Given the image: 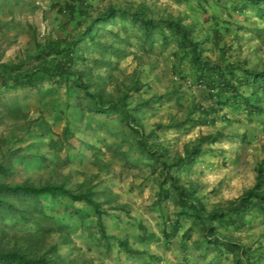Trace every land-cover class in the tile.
I'll return each instance as SVG.
<instances>
[{
	"label": "rangeland",
	"instance_id": "obj_1",
	"mask_svg": "<svg viewBox=\"0 0 264 264\" xmlns=\"http://www.w3.org/2000/svg\"><path fill=\"white\" fill-rule=\"evenodd\" d=\"M67 1L0 0V63L18 62L35 54L37 43L92 25V36L85 35L79 44L75 66L105 101L128 93L130 108L151 99L135 111L140 119L137 125L144 126L146 135L157 129L156 136L144 138L148 143L162 145L171 157L184 154L201 135L219 136L203 145V152L180 175L183 184L196 187L207 211L251 188L264 158V116L251 117L244 105H228L214 124L195 120L179 126L190 117L188 105L193 97L206 105L211 101L193 84L186 63L175 66L177 36L162 44L156 27L154 34L160 39L144 43V29L132 21L127 9L131 13L143 9L144 16L169 35L173 33L166 21H179L201 42L203 56L218 61L220 48L227 45V61H244V67L259 71H264V11L260 14L249 0H89L92 6L86 16L71 17L63 9ZM260 5L264 7V0ZM111 7L120 13L99 20ZM216 29L220 36H214ZM35 63L36 59L26 66ZM246 89L249 95L251 90ZM83 95L79 88L69 92L64 84L49 80L36 89H1L0 162L6 154L11 158L4 180L12 184L64 183L77 193L92 189L94 198L109 211L103 218L109 240L102 237L97 217L85 202L48 197L42 204L44 211L62 218L69 230L54 228L30 240L27 233L38 231L34 219L6 221L8 234L0 232V248L19 247L36 237L33 251L47 253L58 264H245L237 263V252L224 249L220 253L208 247L199 224L183 239L190 218H182L175 233L164 235L171 230L178 209L171 194L158 195L160 165L141 153L132 128L115 115L90 110L87 103L91 105L92 100L80 98ZM173 122L178 125L171 126ZM158 123L161 128H156ZM67 125L68 139L63 136ZM72 205L90 214L84 220L72 217ZM247 219L248 227L219 231L252 251L259 248L262 257L252 256V264H264L263 217L255 212ZM119 241L138 253L127 252Z\"/></svg>",
	"mask_w": 264,
	"mask_h": 264
},
{
	"label": "trees",
	"instance_id": "obj_2",
	"mask_svg": "<svg viewBox=\"0 0 264 264\" xmlns=\"http://www.w3.org/2000/svg\"><path fill=\"white\" fill-rule=\"evenodd\" d=\"M261 0H249L259 9L260 14L264 11V7L260 5ZM89 0H68L63 9L68 11L71 17L76 15L86 16L88 9L91 7ZM60 9V8H59ZM129 15H132L133 22H140L144 29V43H152L158 41L154 29L159 28L161 31V43L167 44L171 36H177V50L174 54L176 58L175 66H183L186 63L190 71H192V82L198 86L199 91L205 94L204 98H209L210 103L206 105L195 97L192 98L188 105L190 117L181 121L179 126H185L187 123H193L195 120L200 123H216L219 119L220 112L224 106H242L249 116H264V71L257 68L244 67L247 62L227 61L225 54L227 45L220 48V58L213 61L210 57L203 56L201 42L192 37L190 29L182 25L179 21L167 20L166 26L171 29L169 35L165 33L163 27L153 19L144 16L143 9L131 13L127 9ZM120 12L114 7L105 13L103 18L109 19L115 17ZM125 16V15H124ZM92 25H88L85 31L65 32V36L56 40H49L36 44V53L29 54L21 58L17 63H0V91L1 89H36L44 81H51L56 84H64L69 92L72 89L79 88L84 92L80 98L92 100L91 105L87 103L90 110L104 113L106 116L115 115L121 123L132 128L138 138L137 143L143 155H148L151 159L157 161L158 180L160 197H174L177 203V218L173 220V226L170 231H165L164 235L176 232L182 218L192 219L191 225L183 234V239L188 238L192 234L194 228L199 224L203 234L202 240H205L208 247H214L216 251L223 252L224 249L237 252L239 254L237 263L244 261L245 264H252L256 257H262L260 249L252 251L233 241L232 238L222 234L219 229L232 227L239 230L250 225L248 215L255 213L261 215L264 220V158L258 163L256 170V182L254 185L245 190L237 198L227 200L224 203L215 205L210 211H207L205 203L201 197L197 195V189L193 184L185 185L181 180V173L194 163L203 152V145L207 142H213L218 135H201L197 138L192 147H186L184 154L172 155L169 151L162 149V145L148 143L144 138L148 136H156V130H151L146 135L144 126L137 125L139 117L135 114L138 106L142 104H150V100L142 101L143 103H135L129 108V94L123 93L116 101H105L100 91L91 90L92 84L84 81L83 72L75 66L78 58L79 44L85 35L92 36ZM220 29L214 31V36H220ZM219 44V41H217ZM37 60V63L26 66V63ZM178 62V63H177ZM189 83V87H192ZM137 89V87H134ZM247 88V89H246ZM246 90H251L246 95ZM203 91H205L203 93ZM160 98L155 99V101ZM77 106L80 103H76ZM75 105V106H76ZM129 108V109H128ZM192 115L196 116L193 119ZM223 115L222 119L227 120ZM178 122L170 124L174 126ZM158 123L156 128H161ZM71 135L69 125L64 129L63 136L68 139ZM53 143H58L54 141ZM166 157H170L165 159ZM11 158L6 154L5 158L0 162V232L8 234L6 221L14 220L15 223H25L30 220L35 221L38 226L37 233H27L28 239L34 236L42 238L46 231L50 232L54 228L59 230L68 229L64 225L62 218L50 217L43 209L42 204L44 198L52 197L58 199L60 197L68 198L70 202H85L90 208L91 213L97 217V226L99 232L104 239L109 240L106 234L103 218L108 212L102 203L94 198L95 193L92 189L77 193L75 189L67 187L64 183L34 185L29 182L12 184L4 180L6 178ZM159 199V198H158ZM73 206V207H72ZM71 207L72 217L84 220L90 213H83L82 210L76 209L74 205ZM69 230V229H68ZM35 241L26 240L23 245L9 249L0 248V264H58L57 261L47 253L42 255L33 251L36 245ZM119 244L127 250V252L138 253L136 249L129 248L126 241H119ZM184 246V245H183ZM254 256V259L252 258ZM243 260V261H241Z\"/></svg>",
	"mask_w": 264,
	"mask_h": 264
},
{
	"label": "crops",
	"instance_id": "obj_3",
	"mask_svg": "<svg viewBox=\"0 0 264 264\" xmlns=\"http://www.w3.org/2000/svg\"><path fill=\"white\" fill-rule=\"evenodd\" d=\"M12 63H17V62H12Z\"/></svg>",
	"mask_w": 264,
	"mask_h": 264
}]
</instances>
